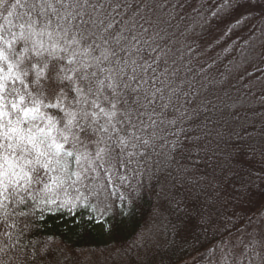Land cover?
I'll return each instance as SVG.
<instances>
[{"label":"snow or ice","instance_id":"obj_1","mask_svg":"<svg viewBox=\"0 0 264 264\" xmlns=\"http://www.w3.org/2000/svg\"><path fill=\"white\" fill-rule=\"evenodd\" d=\"M157 186L198 223L124 254L264 264V0H0V264L43 260L17 219L111 233L100 217Z\"/></svg>","mask_w":264,"mask_h":264},{"label":"trees","instance_id":"obj_2","mask_svg":"<svg viewBox=\"0 0 264 264\" xmlns=\"http://www.w3.org/2000/svg\"><path fill=\"white\" fill-rule=\"evenodd\" d=\"M46 111L55 114L54 110ZM260 184L261 182L257 180L251 186L254 193V204L261 200ZM159 191V186L154 191H144L142 197L138 198L131 206H128L127 202L122 205L117 200L115 206L110 207L104 217H100L101 220L106 218L109 223L115 225L111 233L106 231L107 225L91 223L90 216L80 210H78L75 220L67 213L46 214L43 219L37 213L35 216L25 218L24 223L19 225L24 228L21 240L27 246L29 254H33V246L41 252L43 256L41 264H50V257L47 256L49 251L46 253L41 251L46 244H49L50 248L55 246L57 253L68 264H88L89 262H86L83 257H87V261L90 259L91 263L106 264L107 261L104 257L108 254L111 255V261H108L110 264H138L144 259L143 249H139V256L136 255L138 249L135 247L127 254H124L122 249L133 245L141 233L151 229L162 234L161 240L172 239L174 236L173 224L181 226L183 223L191 222L193 225L198 223V212L201 209L198 204L194 203L193 198L187 197L183 191L176 192L175 197H172L171 192L168 197L158 196ZM172 199L182 201L179 208L176 204L170 203ZM122 212L123 215H121ZM92 215L99 216V212L92 213ZM198 232L199 229H197ZM203 239L204 237L201 236V240ZM177 247H179V238H177ZM134 249L135 251H133ZM180 254L178 251L176 256ZM175 258L173 256V259Z\"/></svg>","mask_w":264,"mask_h":264},{"label":"rangeland","instance_id":"obj_3","mask_svg":"<svg viewBox=\"0 0 264 264\" xmlns=\"http://www.w3.org/2000/svg\"><path fill=\"white\" fill-rule=\"evenodd\" d=\"M24 223V220H20V219H17V224L18 225H22ZM0 230H2V226H0ZM16 231H18V229H16ZM50 245L49 244H46L45 246H44V249H47L48 247H49ZM52 248H53V251H52V248H50L49 247V249L47 250V251H49L48 253H47V256H49L50 257V264H68L67 262H66V260L59 254V253H57V250H56V247L54 246H51ZM141 250V249H140ZM140 250H139V252H140ZM133 251H135V249L133 250ZM136 255H137V251H136ZM142 255V254H141ZM84 258V260H86V262H89L90 264H95L94 262L93 263H91L92 261L90 260V259H88V261H87V257H83ZM104 258H106L105 259V261H107V263L106 264H110V262H108V261H111V255H105V257ZM66 262V263H65ZM88 263V264H89ZM75 264V263H74ZM98 264V263H97Z\"/></svg>","mask_w":264,"mask_h":264}]
</instances>
